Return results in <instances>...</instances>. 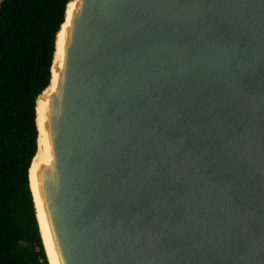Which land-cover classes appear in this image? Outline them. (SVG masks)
<instances>
[{"label":"water","instance_id":"obj_1","mask_svg":"<svg viewBox=\"0 0 264 264\" xmlns=\"http://www.w3.org/2000/svg\"><path fill=\"white\" fill-rule=\"evenodd\" d=\"M45 89L58 264H264V0H70Z\"/></svg>","mask_w":264,"mask_h":264},{"label":"trees","instance_id":"obj_2","mask_svg":"<svg viewBox=\"0 0 264 264\" xmlns=\"http://www.w3.org/2000/svg\"><path fill=\"white\" fill-rule=\"evenodd\" d=\"M69 1L0 2V264H48L28 169L37 149L35 100L49 84Z\"/></svg>","mask_w":264,"mask_h":264},{"label":"bare ground","instance_id":"obj_3","mask_svg":"<svg viewBox=\"0 0 264 264\" xmlns=\"http://www.w3.org/2000/svg\"><path fill=\"white\" fill-rule=\"evenodd\" d=\"M72 8H73V2H70L68 4L67 11H66L67 19H68V16H69L70 11H71ZM63 28H64V25H63ZM62 32H63V30L61 32H59V34L57 36V42H56L57 51H56V54H55L56 62H58L60 57H61V47H62V40H63ZM54 72L55 71H53V77L51 79L50 86L47 89H45V91L43 92V94H45V95L54 86V83H55V73ZM42 98H43V95L38 97V101L37 102H38L39 108H41L42 107L41 105L43 104L42 103ZM38 122H39L40 132L43 135V137H45V134H44V131H43L42 125H41L42 119H40ZM43 139L44 138H42V141H43ZM40 154H41V149L39 148L38 152H37V157L40 156ZM45 160L46 161L48 160V155L46 156ZM30 174H31V188H32V190L34 192V195H35V206H36V212H37V219L39 221L40 228H41V236H42V240H43V243H44V248H45V251L47 252L50 264H58L57 260H56L55 252L53 251V248H52V245H51V242H50V239H49V235H48V232H47L46 224H45V221H44L43 212H42L41 205H40V202H39V199H38V196H37L35 180H34V175H33V168H31Z\"/></svg>","mask_w":264,"mask_h":264},{"label":"rangeland","instance_id":"obj_4","mask_svg":"<svg viewBox=\"0 0 264 264\" xmlns=\"http://www.w3.org/2000/svg\"><path fill=\"white\" fill-rule=\"evenodd\" d=\"M2 0H0V2H1Z\"/></svg>","mask_w":264,"mask_h":264}]
</instances>
